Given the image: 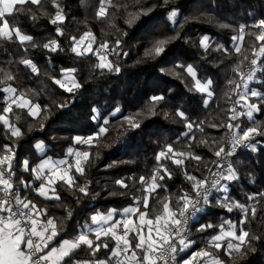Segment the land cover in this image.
Masks as SVG:
<instances>
[{
    "label": "trees",
    "instance_id": "trees-1",
    "mask_svg": "<svg viewBox=\"0 0 264 264\" xmlns=\"http://www.w3.org/2000/svg\"><path fill=\"white\" fill-rule=\"evenodd\" d=\"M61 3L67 17L64 24L60 25L65 32L64 36L59 37L64 51L49 53L42 48L25 45L28 49L25 52L16 40H0V69L5 72L10 70L16 76L15 81L10 83L20 90H31L29 96L34 102L39 103L41 107L48 106V110L37 118L14 109V112L9 114V119L21 128L24 135L18 140L9 139L5 127L0 124V147L5 144L14 145L16 159L13 181L22 198L32 200L41 209H48L49 215L55 217H63L65 208L71 207L75 213V221L82 222L93 210H121L135 204L133 197H142L143 194L140 186L125 179L129 187L124 189L115 181L149 175L157 164L155 155L164 145L172 144L179 151H194L203 156L205 161L214 157L210 148L201 145L199 141L206 140L213 147V142L226 147L232 133L226 127L230 117L229 109L237 98L235 94H231V99L229 98L228 81H239V76L233 72L237 65H240L241 71L244 72L250 65L254 36L247 33L255 31L250 26L258 19L264 18V0H168L167 3L165 0H114L119 7L110 8L105 19H97L95 16L99 0H61ZM26 8H31L38 15L43 11L51 15L55 11L48 0H45L43 9L38 10L33 5H27ZM141 8L151 11L147 15H141L131 25L126 23L130 14ZM173 9L179 13L176 17L179 38L167 45L166 52L161 57L146 58L145 49L154 39L176 34L172 30L173 23L168 18ZM7 18L10 24L19 25L22 31L32 35L37 44L56 38V26L51 25L46 16L40 15L33 23L25 10ZM241 25L249 27L245 29L243 40L234 43L232 38L239 34ZM89 29L95 35L97 44L105 40L110 44L117 38L121 40L122 51L128 55L108 56L109 60L119 64V73L95 68L98 58L91 53L78 57L69 51L72 47L69 37L79 38ZM203 35L210 37L211 47L207 52L199 47V39ZM217 45H223L227 51L216 50ZM237 45L240 52L235 50ZM96 46L94 44L93 48ZM245 57H248V60H245ZM21 58H31L40 69V75L31 74L22 64L17 63ZM260 59L264 61V56ZM176 63L192 64L196 67L200 79L213 80L214 96L207 107L204 105L206 97L190 90L193 86L190 77L181 75L177 78L160 71L161 68L171 69ZM61 68L77 69L75 77L82 87L75 93L66 92L50 78H60ZM261 68H264V65H261ZM0 79H3V73H0ZM4 86L0 84V89ZM250 87L264 91V70L257 72V79L251 82ZM157 94H163L165 100L156 107L155 115L148 114L149 98ZM65 103L66 107H58ZM117 106L121 107L122 115L111 118L110 132L97 146L88 149L84 145H75L77 150L99 153L87 168L86 176L78 177L79 183H83L85 179L93 182L90 191L95 198L84 197L77 204L76 194L63 184L57 185L61 200L40 197L33 190L38 187V181L34 179V174L24 171L22 161L29 159L32 167H35L45 157L64 158L68 148L74 145V137H87L96 131V122L90 119L93 107L99 108L103 116H108ZM3 107V94H0V109ZM177 109L184 111L192 122L199 125L191 131L195 141L182 135L188 129L185 122L175 115ZM141 110H144V115L139 117L140 128L125 131L126 125L122 126L121 123L122 116ZM254 118L259 125H264V109L254 113ZM38 120L43 123L42 130ZM239 123L245 128L257 126L246 116L240 117ZM38 141H43L46 145L43 154L37 153L34 148ZM253 142L256 143L255 151L250 148L241 149L232 158L240 179L231 182L229 194L234 200L257 209L256 216L249 218L246 230L260 239L253 240L251 249L242 257L234 254L229 258L221 251L220 258L225 260L226 264H264V199H247L252 193L264 191V137H256ZM190 143L191 149L188 147ZM164 163L172 173V178L163 182L167 189L176 193L181 187L186 188L183 170L170 161ZM185 165L189 170L197 167L195 161L186 160ZM199 167L207 174L203 164ZM21 180L31 181L32 189L25 188L20 183ZM164 195V191L158 193L159 197ZM213 195L223 194L214 192ZM150 203L155 205L156 201L152 200ZM201 215L204 218L200 223L211 221L218 224L225 219L237 221L242 214L238 209L228 212L213 204ZM74 234L69 232V235ZM211 234L214 233L209 232L204 236ZM193 238L197 240V245L187 253H181V257L187 258L192 251L204 247L200 234L194 232ZM109 244L114 246L112 241H109ZM107 256V251L101 250L92 259H106ZM74 259H89L88 250H78Z\"/></svg>",
    "mask_w": 264,
    "mask_h": 264
},
{
    "label": "snow or ice",
    "instance_id": "snow-or-ice-1",
    "mask_svg": "<svg viewBox=\"0 0 264 264\" xmlns=\"http://www.w3.org/2000/svg\"><path fill=\"white\" fill-rule=\"evenodd\" d=\"M168 0H165L167 3ZM48 3L55 9L54 14L49 15L47 11L33 12L27 5L36 6L43 9L45 0H0V40H16L27 52L29 45L32 48H42L49 53L62 52L59 37L65 35L60 26L66 21L61 0H48ZM119 7L114 0H99V7L96 11L97 19H105L109 15V9ZM27 11L29 19L35 23L40 15L48 17V22L55 27L56 38H50L43 44H37L34 37L22 31L19 25L10 24L7 17L21 11ZM151 9L141 8L139 11L130 14L126 21L131 25L141 15H147ZM178 10L173 9L168 18L173 23V36L154 39L150 46L145 49L144 56L149 59H156L165 54L167 45L179 38V30L176 21ZM228 27V25H221ZM247 25H241L239 34L233 37V42L243 40ZM255 31L247 34L254 36L253 58L249 61L248 71H241L237 65L233 72L239 76V81L232 79L228 81L230 86L229 98L231 94L236 95V99L229 109L230 117L226 127L232 131L230 146L201 140V145L208 146L214 159L205 161L204 157L194 151H179L172 144H166L155 155L157 162L151 173L147 176L141 175L121 178L115 183L121 188L127 189L129 184L125 179L132 180L140 186L142 197H133L135 204L119 209H108L106 212L93 210L92 214L81 221H75V213L71 207L65 208L63 217L49 215L48 209L39 208L32 200L22 198L19 189L13 181L15 175L14 161L16 153L14 145L5 144L0 147V264H226L220 258L221 251L231 258L234 254L241 257L251 249L252 241L260 239L246 230L249 218L256 216L257 209L254 206H247L234 200L229 194L231 182L240 179L238 169L234 167L230 159L240 147H247L256 150V137H264V125H259L254 118V113L264 109V91L251 88L250 84L257 79V72L264 70L261 65V57L264 56V18L258 19L250 26ZM126 35V33H123ZM72 47L69 51L78 57H84L91 53L98 58L95 68L107 70L108 72H120L119 64L108 59V56H127V52L122 51L121 40L117 38L110 44L105 40L97 44L96 37L89 29L83 32L79 38L69 37ZM97 45L93 48V45ZM199 47L205 52L209 50L210 37L203 35L199 39ZM216 50H224L223 45H217ZM236 52H240L237 45ZM248 60V57L244 58ZM50 62V61H49ZM17 63L22 64L31 74L40 75V69L31 58H21ZM243 61H241V64ZM165 74H171L180 78L181 75L190 77L193 81L191 91L203 94L204 105L207 107L214 96L213 80L211 78L200 79L197 69L192 64L176 63L171 69L161 68ZM75 68H61L60 78L50 77L54 84L64 89L66 92L75 93L82 87L76 79ZM3 73L0 84L5 85L0 89L3 94L4 107L0 109V124L6 129L9 139H19L24 133L17 124L9 119V114L14 109H19L32 118L40 117L48 106L41 105L29 96L31 90H20L14 87L12 81L16 76L9 70ZM70 85V86H69ZM35 95V94H33ZM165 100L163 94L153 95L148 101V114L155 115L156 107ZM67 104H60L58 107H66ZM239 106V107H238ZM243 109V110H241ZM122 115L120 106L115 107L108 116H103L99 108H92L90 119L96 122V131L85 136L73 138L74 145L69 147L64 159L54 160L52 157L41 159L40 163L32 167L29 159L22 161L24 171L34 174V179L40 181L39 187L33 190L44 199L61 200L57 192V185L63 184L75 195L76 203L79 204L84 197H92L90 185L91 180L85 179L83 183L78 182V177H85L87 168L92 164L93 158L99 153H92L89 150L80 151L75 145H84L88 149L97 146L101 139L109 132L111 118ZM144 115V110L136 113H129L122 116V126L126 125L125 131L138 129L141 126L139 117ZM175 115L185 122L187 132L182 133L186 138L195 141L191 136L194 127L198 124L192 122L184 111L176 110ZM246 116L249 121L257 126L242 127L239 118ZM19 119V118H18ZM40 124L41 130L43 123ZM217 127V125H212ZM203 131V129H200ZM179 139V137H178ZM189 149L192 144L188 145ZM34 148L39 153H45L46 145L43 141H38ZM71 157V161L68 159ZM195 161L197 167L189 170L185 161ZM165 161L183 170L187 187H181L176 193H172L163 183L166 179L172 178V173L165 165ZM203 164L207 174L201 171L199 165ZM209 165H212L211 167ZM113 165H108L112 167ZM25 188L32 189L31 181H20ZM164 191L166 195L159 197L158 193ZM223 195L214 196L213 193ZM95 198V197H92ZM264 199V191L252 193L247 196L248 200ZM152 200L156 201L153 205ZM219 206L232 212L238 209L242 214L237 221L225 219L220 223L211 221L200 223L204 218L206 208ZM74 221V222H73ZM72 231L75 234L69 235ZM201 235L204 247L197 251H192L187 258L181 257V253H187L197 245V240L193 238V233ZM212 232L214 234H204ZM109 241L114 242L110 246ZM86 248L89 259H74L78 250ZM101 250H106V259H92Z\"/></svg>",
    "mask_w": 264,
    "mask_h": 264
},
{
    "label": "built area",
    "instance_id": "built-area-1",
    "mask_svg": "<svg viewBox=\"0 0 264 264\" xmlns=\"http://www.w3.org/2000/svg\"><path fill=\"white\" fill-rule=\"evenodd\" d=\"M249 67H250V65H249ZM249 67L247 68L246 71H248ZM231 137H232V133H231V135H230V139H229V141H228L227 144H226V147L230 146V143H231ZM245 148H247V147H243V146H242V147L238 148L237 151H238V150H241V149H245ZM237 151H236V153H237ZM236 153H235V154H236ZM235 154H234V155H235ZM234 155H233V156H234ZM232 158H233V157H231L230 159L232 160Z\"/></svg>",
    "mask_w": 264,
    "mask_h": 264
},
{
    "label": "crops",
    "instance_id": "crops-1",
    "mask_svg": "<svg viewBox=\"0 0 264 264\" xmlns=\"http://www.w3.org/2000/svg\"><path fill=\"white\" fill-rule=\"evenodd\" d=\"M35 150H36V149H35ZM36 151H37V150H36ZM37 153H39V152H37ZM39 154H42V153H39ZM64 158H65V157H64ZM64 158H61V159H64ZM53 159H54V160H57V159H59V158H53ZM40 161H41V160H40ZM40 161H39L37 164H39ZM37 164H36V165H37ZM36 165H35V166H36ZM37 181H38V180H37ZM39 184H40V181H38V187H39Z\"/></svg>",
    "mask_w": 264,
    "mask_h": 264
},
{
    "label": "rangeland",
    "instance_id": "rangeland-1",
    "mask_svg": "<svg viewBox=\"0 0 264 264\" xmlns=\"http://www.w3.org/2000/svg\"><path fill=\"white\" fill-rule=\"evenodd\" d=\"M69 86H70V85H69ZM238 107H239V106H238ZM37 152H38V151H37ZM59 159H61V158H59ZM68 159L71 161L72 158H71V157H68ZM128 207H129V206H128ZM125 208H126V207H125ZM121 210H122V209H121Z\"/></svg>",
    "mask_w": 264,
    "mask_h": 264
}]
</instances>
